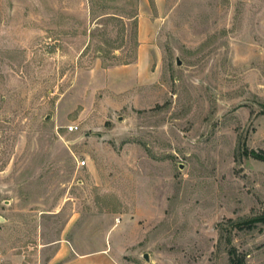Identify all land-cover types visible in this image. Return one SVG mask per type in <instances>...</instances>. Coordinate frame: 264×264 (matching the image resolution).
<instances>
[{
    "label": "rangeland",
    "instance_id": "obj_1",
    "mask_svg": "<svg viewBox=\"0 0 264 264\" xmlns=\"http://www.w3.org/2000/svg\"><path fill=\"white\" fill-rule=\"evenodd\" d=\"M262 216L264 0H0V264H264Z\"/></svg>",
    "mask_w": 264,
    "mask_h": 264
},
{
    "label": "crops",
    "instance_id": "obj_2",
    "mask_svg": "<svg viewBox=\"0 0 264 264\" xmlns=\"http://www.w3.org/2000/svg\"><path fill=\"white\" fill-rule=\"evenodd\" d=\"M58 249L55 251L50 264H112L118 262L115 251L108 247L102 248L93 255V252H78L75 246L67 240H61L58 243Z\"/></svg>",
    "mask_w": 264,
    "mask_h": 264
},
{
    "label": "trees",
    "instance_id": "obj_3",
    "mask_svg": "<svg viewBox=\"0 0 264 264\" xmlns=\"http://www.w3.org/2000/svg\"><path fill=\"white\" fill-rule=\"evenodd\" d=\"M259 221H261V222L264 223V216L254 219V222H259ZM249 226H252V225H249ZM234 262H235L236 264H245L244 261H234Z\"/></svg>",
    "mask_w": 264,
    "mask_h": 264
},
{
    "label": "built area",
    "instance_id": "obj_4",
    "mask_svg": "<svg viewBox=\"0 0 264 264\" xmlns=\"http://www.w3.org/2000/svg\"><path fill=\"white\" fill-rule=\"evenodd\" d=\"M79 127L78 125H71L70 126V130H77ZM83 163H85V161H83Z\"/></svg>",
    "mask_w": 264,
    "mask_h": 264
},
{
    "label": "water",
    "instance_id": "obj_5",
    "mask_svg": "<svg viewBox=\"0 0 264 264\" xmlns=\"http://www.w3.org/2000/svg\"><path fill=\"white\" fill-rule=\"evenodd\" d=\"M146 259H148V255L147 254H145V256H144Z\"/></svg>",
    "mask_w": 264,
    "mask_h": 264
}]
</instances>
